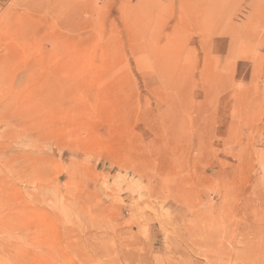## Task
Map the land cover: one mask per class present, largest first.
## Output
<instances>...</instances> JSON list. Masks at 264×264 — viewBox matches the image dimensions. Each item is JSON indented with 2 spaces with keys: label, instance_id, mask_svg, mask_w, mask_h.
<instances>
[{
  "label": "rangeland",
  "instance_id": "374dc122",
  "mask_svg": "<svg viewBox=\"0 0 264 264\" xmlns=\"http://www.w3.org/2000/svg\"><path fill=\"white\" fill-rule=\"evenodd\" d=\"M211 263L264 264V0H0V264Z\"/></svg>",
  "mask_w": 264,
  "mask_h": 264
},
{
  "label": "bare ground",
  "instance_id": "6f19581e",
  "mask_svg": "<svg viewBox=\"0 0 264 264\" xmlns=\"http://www.w3.org/2000/svg\"><path fill=\"white\" fill-rule=\"evenodd\" d=\"M51 1H53V0H51ZM51 5V4H50ZM222 215V214H221ZM220 219V218H219ZM184 227V226H183ZM209 237V236H208ZM210 238V237H209ZM224 239V238H223ZM220 244V243H219ZM219 248V247H218ZM188 250V249H187ZM223 253V252H222ZM204 259H205V257H204ZM208 262H211V261H208ZM207 262V263H208ZM212 264V263H211Z\"/></svg>",
  "mask_w": 264,
  "mask_h": 264
}]
</instances>
